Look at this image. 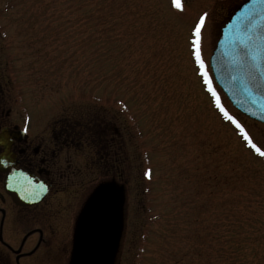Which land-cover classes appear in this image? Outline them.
<instances>
[{"label": "rangeland", "instance_id": "obj_1", "mask_svg": "<svg viewBox=\"0 0 264 264\" xmlns=\"http://www.w3.org/2000/svg\"><path fill=\"white\" fill-rule=\"evenodd\" d=\"M243 1L181 0L177 10L171 0H0L4 107L71 129L81 176L60 184L64 207L101 184L78 224L92 264H264V159L221 116L191 57L203 15L201 54L219 102L264 143V125L229 104L208 63ZM59 224L48 239L74 238Z\"/></svg>", "mask_w": 264, "mask_h": 264}, {"label": "flooded vegetation", "instance_id": "obj_2", "mask_svg": "<svg viewBox=\"0 0 264 264\" xmlns=\"http://www.w3.org/2000/svg\"><path fill=\"white\" fill-rule=\"evenodd\" d=\"M1 71H4L2 65ZM5 82L4 75H0V264H92L87 249L81 254L78 248L81 243L79 238L76 240L77 233L74 238L68 233L64 240L48 237L57 235L54 225L60 222L59 225L67 227L66 230L75 229L77 232L78 224L82 226L80 223L84 219L82 208L86 201L91 202L100 194L101 184L99 192L92 197L87 188L74 206L64 207L71 197L61 191L72 184L79 174L75 163H82L78 160L72 164L82 153L76 151L79 147L71 129L43 128L40 123H30L32 119L25 118V114L22 116V112H11L4 107L2 93ZM82 177L84 181H90V177ZM27 178L33 185L47 191L38 204L24 206L14 200L23 199ZM66 181L68 186L60 185ZM101 215L103 213L99 211L90 217V226L94 223L93 228L96 227L88 232L90 242L94 237L93 231L99 230L95 220L102 223ZM65 219H70L69 223Z\"/></svg>", "mask_w": 264, "mask_h": 264}, {"label": "water", "instance_id": "obj_3", "mask_svg": "<svg viewBox=\"0 0 264 264\" xmlns=\"http://www.w3.org/2000/svg\"><path fill=\"white\" fill-rule=\"evenodd\" d=\"M249 34L253 37L251 43L247 39ZM262 36L264 4L259 0H246L221 29L210 57V67L215 80L232 105L248 117L264 124V51L257 50L259 38ZM242 46L253 48L255 60L240 61L239 57L244 51ZM257 67L259 71L256 70ZM27 189L31 191L27 196H32L33 188L28 185ZM43 194L44 192L34 197L35 202ZM26 199L31 200L30 197Z\"/></svg>", "mask_w": 264, "mask_h": 264}, {"label": "snow or ice", "instance_id": "obj_4", "mask_svg": "<svg viewBox=\"0 0 264 264\" xmlns=\"http://www.w3.org/2000/svg\"><path fill=\"white\" fill-rule=\"evenodd\" d=\"M261 4H264V0H259ZM171 6L177 10H182L181 0H171ZM204 23V16L202 15L199 20L195 23L192 29V39L191 43V57L192 61L195 65L196 74L201 78L203 81L206 91L212 97V102L216 109L219 111L221 116L229 122L234 129L236 130L237 134L240 136L241 140L243 141L244 147L250 151L251 154L264 159V143L254 142V140L249 136V134L245 131V128L232 116L229 114L228 111L220 104L219 98L217 96L216 91L213 89L211 85V80L209 78L208 70L206 69L204 60L201 54V28ZM251 23V21H248ZM248 25L246 24V27ZM249 43L252 42L253 37L251 34L247 37ZM244 48L243 54L240 55L239 59L243 62L246 59L255 60L254 50L253 48L242 46ZM257 50L264 51V36L259 38V43L257 45ZM254 67H256L254 65ZM214 70V69H213ZM259 71V68H256ZM255 77L253 76V79ZM145 175L147 176L148 173L146 172Z\"/></svg>", "mask_w": 264, "mask_h": 264}, {"label": "bare ground", "instance_id": "obj_5", "mask_svg": "<svg viewBox=\"0 0 264 264\" xmlns=\"http://www.w3.org/2000/svg\"><path fill=\"white\" fill-rule=\"evenodd\" d=\"M215 43V42H214Z\"/></svg>", "mask_w": 264, "mask_h": 264}]
</instances>
